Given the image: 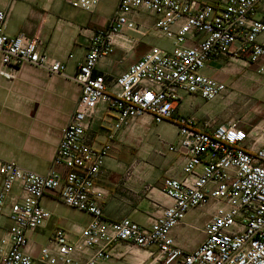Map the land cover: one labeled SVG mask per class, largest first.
<instances>
[{"label":"built area","instance_id":"1","mask_svg":"<svg viewBox=\"0 0 264 264\" xmlns=\"http://www.w3.org/2000/svg\"><path fill=\"white\" fill-rule=\"evenodd\" d=\"M261 0H118L109 26L88 40L87 52L71 78L80 96L61 139L50 172L41 176L15 162L0 161V215L10 222L0 242V264H32L25 252L27 234L50 218L41 204L54 196L65 206L88 213L89 223L75 242L55 227L39 252L43 264H100L113 256V247L126 243L148 251L154 264H264V139L239 121L214 125L189 116L174 117L183 95L211 102L227 88L203 74L212 60L227 58L255 66L264 75V22L253 19ZM100 0H69L72 8L93 11ZM145 12L155 18L154 30L173 45L170 52L151 47L118 77L94 75L98 61L113 53L112 38L122 30L137 31L128 15ZM7 13L0 10V61L8 73L22 64L65 76L64 63L48 58L35 39L3 31ZM69 59L72 55L68 56ZM114 112L107 142L97 148L85 139L98 105ZM154 123L173 121L175 144L168 152L183 158L180 178L163 179L169 204L143 227L128 218L107 221L104 193L97 184L114 135L138 117ZM57 169H62L58 172ZM14 188L17 192L14 193ZM214 206L204 240L191 252L176 246L171 231L187 212Z\"/></svg>","mask_w":264,"mask_h":264},{"label":"crops","instance_id":"2","mask_svg":"<svg viewBox=\"0 0 264 264\" xmlns=\"http://www.w3.org/2000/svg\"><path fill=\"white\" fill-rule=\"evenodd\" d=\"M104 1L100 0L93 11L85 12L72 8L69 0H0V10L7 13L4 33L10 37L23 34L35 39L48 58L65 65V76L51 75L28 64L16 68L11 78L0 74V161L15 162L21 169L41 176L50 172L61 130L69 123L80 96V87L71 78L83 61L88 40L98 30L109 26L118 5V0H112L111 11L105 15L102 13ZM200 1L216 4L219 0ZM252 17L264 22V0ZM128 18L137 31L124 29L113 36V53L98 61L94 75L103 74L113 79L151 47L166 52L173 50L172 43L155 32L153 16L140 11ZM258 40L264 41V33ZM242 69L245 72L239 73ZM0 71L9 72L1 61ZM203 74L225 84L227 90L211 102L183 95L174 117L189 116L198 122L209 120L215 126L223 124L234 114L230 108L233 96L226 95L229 84L238 91L243 90L244 85L253 90L258 88L255 84L264 83V75L257 74L255 66L227 58L212 60ZM204 114L205 119L196 118ZM114 120V112H106L104 105H98L86 129V141L97 148L103 146ZM242 127L249 130L247 126ZM177 133L173 121L157 124L151 116L144 115L114 135L97 180L104 193L105 220L114 222L128 218L149 227L161 214L170 203L163 194V179L182 176L183 158L168 152L164 146L175 144ZM57 171L62 172V169ZM40 204L51 215L42 227L27 234L25 252L32 258V264H43L38 259L39 252L47 245L55 227L63 229L68 240L75 242L91 220L88 213L67 207L51 195L42 198ZM213 213V205L188 211L183 222L171 231L176 246L184 252L198 247L204 240V226ZM9 227L8 219L0 215V242L6 238ZM100 264L154 263L148 251L118 243L113 247L112 258Z\"/></svg>","mask_w":264,"mask_h":264},{"label":"rangeland","instance_id":"3","mask_svg":"<svg viewBox=\"0 0 264 264\" xmlns=\"http://www.w3.org/2000/svg\"><path fill=\"white\" fill-rule=\"evenodd\" d=\"M112 0H105L102 4V13L107 15L111 11ZM111 20V18H110ZM158 35V33H157ZM245 70H240L239 73H244ZM258 86L256 89H250L252 87L244 85L243 90H236L232 84H229L228 92L226 95L233 96L230 108L233 115L226 118L222 123L227 121H239L241 126H247L249 129H255L257 137L264 139V83L255 84ZM247 88V90H246ZM201 114V113H200ZM205 119L206 115L196 117Z\"/></svg>","mask_w":264,"mask_h":264}]
</instances>
